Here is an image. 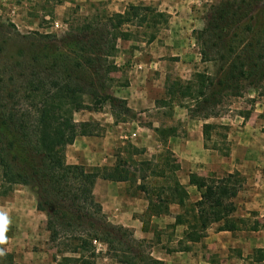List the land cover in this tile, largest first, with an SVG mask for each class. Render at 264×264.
<instances>
[{
    "label": "trees",
    "instance_id": "obj_1",
    "mask_svg": "<svg viewBox=\"0 0 264 264\" xmlns=\"http://www.w3.org/2000/svg\"><path fill=\"white\" fill-rule=\"evenodd\" d=\"M148 12L152 9L130 7L125 14L85 20L71 28L63 41L54 34L24 35L13 23L0 21L1 188L3 195L17 185L35 192L37 210L47 215L50 241L66 238L67 248L58 251L65 264H95L94 259L103 251L98 249L99 243L121 264H163L134 254L132 231L111 223L93 199L98 179L121 182L136 177L126 162L118 160L114 167L88 169L66 160L67 146L78 136L90 135L91 123H77L76 113L99 111L107 104L113 109L117 103L126 107L125 100L111 93L112 74L118 71L114 58L118 41L130 36L124 26L139 16L145 22ZM206 19L205 28L198 33L201 55L203 62L217 63L218 72L195 77L198 91L192 98L196 107L191 114L200 111L202 102L215 109L225 92L240 96L243 90L254 88L264 97V0H223L210 7ZM14 42L23 48L19 58L10 59ZM211 50L217 57H210ZM178 85L181 83L169 88L171 102L179 92L191 97L189 88ZM211 128L204 126L205 136ZM167 167L168 186H141L149 194L151 215L166 212L171 202H178L186 210L177 224L188 225L185 238L191 242H199L214 223H222L221 231L237 228L233 200L243 187L241 175L217 179L192 174L191 183L199 188L201 200L189 205L186 189L174 180L179 166L168 159ZM14 260V255L5 251L0 255V264H14Z\"/></svg>",
    "mask_w": 264,
    "mask_h": 264
},
{
    "label": "crops",
    "instance_id": "obj_2",
    "mask_svg": "<svg viewBox=\"0 0 264 264\" xmlns=\"http://www.w3.org/2000/svg\"><path fill=\"white\" fill-rule=\"evenodd\" d=\"M222 1L57 0L59 6L54 11L59 16L62 9L79 6L89 14L87 8L91 6L112 15L125 14L130 7L152 9L145 22L139 16L124 26L130 36L118 41L114 58L118 71L112 74L122 83L114 86L111 93L125 100L131 113L151 123L140 128V139L134 145L139 148L135 157L143 153L142 157L153 167L147 168L149 174L145 178L136 176L121 182L98 179L93 199L111 223L130 229L135 239L150 242V257L163 264H264V103H251L254 108L248 106L245 115L193 116L194 100L185 96L180 102L171 103L169 94L172 77L195 82L201 66L207 63L202 59L198 33L206 26L210 7ZM44 2L47 0H20L12 14L19 21L21 16H30L33 6ZM39 12L46 13L42 9L36 11ZM45 18L51 16L46 14ZM168 107L172 109L169 116ZM91 117L95 118L89 112L81 120L86 122ZM107 120L112 125L101 136L81 135L67 146L68 164L88 169L117 164L115 152L129 140L133 129H124L126 123L117 122L113 114ZM205 125L212 126L208 136ZM219 129L225 130L221 140ZM168 159L179 166L174 180L186 189L189 205L201 200L199 188L191 183L192 174L217 179L228 174L241 175L243 187L233 200L235 230L221 231L222 223H214L199 242H191L185 238L188 225L177 224V218L186 210L178 202H171L166 212L151 215L149 194L141 186L151 188L147 180L153 177L166 181L165 173L170 175ZM153 171L164 174L159 176ZM33 207L38 213L35 216L43 213L37 210V200ZM10 215L9 212L11 224H16ZM29 219L24 214L23 220ZM21 234L19 230L15 237Z\"/></svg>",
    "mask_w": 264,
    "mask_h": 264
},
{
    "label": "rangeland",
    "instance_id": "obj_3",
    "mask_svg": "<svg viewBox=\"0 0 264 264\" xmlns=\"http://www.w3.org/2000/svg\"><path fill=\"white\" fill-rule=\"evenodd\" d=\"M19 2L20 0H4V4H0V21L13 23L20 33L24 35H31L35 32L42 34H54L57 35L58 41H63L69 34L71 28L82 25L85 20L93 21L94 19H97L98 16L103 18V16L109 15L106 13H101L96 7L91 6L87 8V10H90L89 14H87L85 11L82 12L79 6H76L71 10L62 9L61 14L59 16H55L54 11L55 8H57L56 6H59V4L57 3V0H47V2L33 6V11H31L29 14L30 16H21V19L18 21L15 15L12 14V10L13 7L19 4ZM40 9L46 13H36V11H40ZM46 14H49L51 18H45ZM55 22H59L60 26L56 27ZM207 22L208 20L206 23ZM17 44V42L11 44L9 53L10 59H12V57H20V51L23 47L20 44ZM59 46L60 48L63 47V45ZM208 52L211 58L217 57L213 50ZM200 71L201 72L199 73H207L208 75L214 76L218 72L217 63L208 62L201 66ZM113 82L114 86L122 83V81H117L114 79V77ZM176 82L181 83V85H178V87L190 89L189 94L191 97H187L192 99L194 96H196L198 91L197 81L188 82L182 80L180 77H172V79L168 82L169 88L173 87V84ZM182 98L183 93L179 92L176 94V100H173V102H180ZM256 102L264 103V97L259 96V92L254 88L243 90L240 96L226 95L225 92L221 98L220 104H218L215 109H210L207 103L202 102L200 105L201 108L199 109L200 111H195L192 113V115H236L237 113L245 115L247 112V107H250L251 103L255 104ZM250 108L253 109L254 107ZM127 109V107H122L118 103L114 109L111 107V105L107 104L99 111H80L78 112L79 114H75V120L79 124L85 123L81 119H83L85 115H88L89 112L93 113L95 118L91 117L89 121H86L91 123V127L88 128V133L93 136H101L106 132L107 127L112 125L109 120H107V118L111 117V114L115 116V120L117 122L126 123V125L123 126L124 129H133V131L137 133L140 128L151 125L149 121L143 119L142 117H138L136 114L134 115L129 109ZM171 110L172 109L169 107L166 109L168 116L171 115ZM217 134L221 140L225 135V130L219 129ZM139 139L140 136H137L136 139L127 140L125 144L121 145L117 149L115 156L118 157V160L126 162V166L132 174L138 177H143L144 175L147 176L149 174V170L147 168L153 167V164L152 162L145 160L146 158L142 157L143 153L138 157H135V155L139 154L137 153L139 148L134 144L137 143ZM147 162L152 165H145ZM155 173L158 172L155 171ZM155 179L156 178L153 177L147 180L148 183H151L149 184V187H155L159 185L161 186L167 183L162 179ZM170 182L172 183V181ZM4 191L5 190L1 188L0 181V209L7 211L8 214L10 212V216L13 217L12 219L16 223L14 225L11 223L8 225L9 228L5 233L7 237V244H5L3 247L6 253L14 255V264L19 262H21L20 264H65L62 261L63 254L59 253L58 251L59 249L64 251L67 248L65 244L66 240H64L66 238H63V240H60L56 243H52L50 241V233L46 228L47 215L45 213H41L38 216L39 218L35 216L38 214L33 207L34 201L37 200L35 192L30 187L22 185L15 186V188L8 195H3ZM24 214L27 218L30 217V219L24 221ZM19 230L22 233L21 236L15 237V233H17ZM133 246L134 254H143L147 257H150V251L153 247L150 242L135 239ZM98 249L103 251L94 259L95 264H121L118 263V259L113 256L112 252H110V254L107 253L108 250L106 245L99 243Z\"/></svg>",
    "mask_w": 264,
    "mask_h": 264
},
{
    "label": "clouds",
    "instance_id": "obj_4",
    "mask_svg": "<svg viewBox=\"0 0 264 264\" xmlns=\"http://www.w3.org/2000/svg\"><path fill=\"white\" fill-rule=\"evenodd\" d=\"M11 223V219L7 211L0 209V245L6 243L8 225ZM4 254V249L0 248V255Z\"/></svg>",
    "mask_w": 264,
    "mask_h": 264
},
{
    "label": "built area",
    "instance_id": "obj_5",
    "mask_svg": "<svg viewBox=\"0 0 264 264\" xmlns=\"http://www.w3.org/2000/svg\"><path fill=\"white\" fill-rule=\"evenodd\" d=\"M56 27H59L60 25L59 24H55ZM138 136V133L137 132H131L130 135L128 136V139H136ZM97 244V242H95Z\"/></svg>",
    "mask_w": 264,
    "mask_h": 264
}]
</instances>
